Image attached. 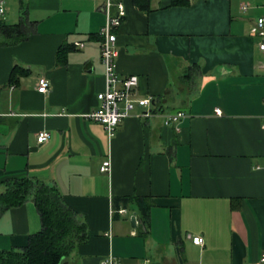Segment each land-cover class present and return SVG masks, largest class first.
I'll return each mask as SVG.
<instances>
[{
    "label": "crops",
    "instance_id": "1",
    "mask_svg": "<svg viewBox=\"0 0 264 264\" xmlns=\"http://www.w3.org/2000/svg\"><path fill=\"white\" fill-rule=\"evenodd\" d=\"M3 1L0 20L17 23L21 0ZM104 2L23 0L33 32L13 45L0 36V192L12 177L57 187L88 234L66 264H264V50L250 34L264 0H149L147 11L112 0L125 10L114 69L138 76L135 97L152 98L148 115L135 106L113 136L86 116L105 87ZM14 66L27 74L9 83ZM40 227L31 200L0 212V250L24 247Z\"/></svg>",
    "mask_w": 264,
    "mask_h": 264
},
{
    "label": "trees",
    "instance_id": "2",
    "mask_svg": "<svg viewBox=\"0 0 264 264\" xmlns=\"http://www.w3.org/2000/svg\"><path fill=\"white\" fill-rule=\"evenodd\" d=\"M182 1L171 0L170 4L178 5ZM133 2L139 9L150 10L149 0ZM20 8V20L17 23L10 24L0 20L2 44H16L27 39L33 32L34 22L27 19L23 0ZM68 49V46L59 47L58 63L66 62L65 53ZM25 74L26 69L14 66L9 83H17L19 77ZM3 184L4 190L0 192V212L31 200L39 214L41 227L28 236L24 247L0 250V264H66L75 248L87 240L85 222L64 202L60 191L54 185L30 177L8 178ZM121 199L125 203L130 201L129 197ZM139 205L144 221L148 208L141 203Z\"/></svg>",
    "mask_w": 264,
    "mask_h": 264
},
{
    "label": "built area",
    "instance_id": "3",
    "mask_svg": "<svg viewBox=\"0 0 264 264\" xmlns=\"http://www.w3.org/2000/svg\"><path fill=\"white\" fill-rule=\"evenodd\" d=\"M112 7H115V12H112ZM105 23L99 30V35L102 40L100 42V60L104 66L105 87L104 90L98 92L96 98L98 106L95 110L86 116L96 122H99L105 128L108 136H113L119 123L126 118L135 106H140L144 109L143 114L150 113L149 106L152 103L151 97H135L134 89L138 84V76L130 74L119 76L114 69V59L117 55L116 49V33L115 30L119 27L125 10L122 3H114L112 0L104 2ZM248 8V4H243L242 9ZM5 11V2L0 0V14ZM250 34L260 38L258 47L264 50V16L258 17L255 23L250 27ZM75 46L82 48L83 42H75ZM37 90L40 93H46L49 90V80L41 76L37 82ZM185 114L182 110L170 112L165 115L164 123L177 122ZM262 126L264 127V121ZM49 137L48 131H40L37 135L39 143L45 141ZM101 172L110 170L109 159L104 160L100 167ZM192 242L202 244V236H193ZM264 261V256L262 258ZM102 264H107L104 261ZM145 264V263H143Z\"/></svg>",
    "mask_w": 264,
    "mask_h": 264
},
{
    "label": "rangeland",
    "instance_id": "4",
    "mask_svg": "<svg viewBox=\"0 0 264 264\" xmlns=\"http://www.w3.org/2000/svg\"><path fill=\"white\" fill-rule=\"evenodd\" d=\"M17 3L18 2H13V1L10 3L11 6H9V8L12 11V13H15V12L17 13Z\"/></svg>",
    "mask_w": 264,
    "mask_h": 264
},
{
    "label": "water",
    "instance_id": "5",
    "mask_svg": "<svg viewBox=\"0 0 264 264\" xmlns=\"http://www.w3.org/2000/svg\"><path fill=\"white\" fill-rule=\"evenodd\" d=\"M135 221H136V216L134 214V215L131 216V222H132L133 225L135 224Z\"/></svg>",
    "mask_w": 264,
    "mask_h": 264
}]
</instances>
